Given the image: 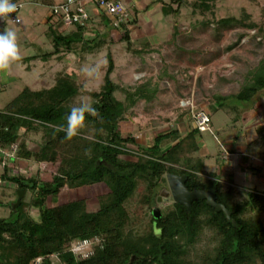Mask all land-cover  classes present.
Returning a JSON list of instances; mask_svg holds the SVG:
<instances>
[{
  "label": "trees",
  "instance_id": "16d2710c",
  "mask_svg": "<svg viewBox=\"0 0 264 264\" xmlns=\"http://www.w3.org/2000/svg\"><path fill=\"white\" fill-rule=\"evenodd\" d=\"M214 1L217 0H192L191 10H207ZM171 2L177 5L173 8ZM180 2H162L163 11L176 16ZM95 16L107 19L109 27L119 29L121 40L128 42L127 25L121 22L115 26L103 14H92L89 24ZM46 18L53 50L43 55L44 58L61 49L71 51L76 43L89 51L102 42L96 33L94 38H86L84 33L90 25L64 33L58 20L50 23L49 17ZM134 22L132 17L128 24ZM176 26H172L171 39L179 33ZM106 59L99 89L88 91L95 113H85L83 127L71 139H65L59 128L65 124L70 109L68 102L80 89L69 74L58 75L48 89L22 87L0 111V143L4 146L17 142L16 159L34 162L59 159L60 164L59 171L43 180L36 174L11 173L10 165L0 157V164L4 166L2 179L24 190L14 209L13 202L0 200V206L10 208L7 217H0V264H30L37 257H42V264H193L190 252L205 228L211 233L209 240L215 244L202 254V264H264V191L238 188L231 177L222 181L214 172H207L201 159L193 154L199 148L200 131L196 127L184 134L177 129L158 132L151 144L145 146L136 145L130 134L122 136L118 123L127 107L123 102L151 100L157 83L149 77L128 86L123 89L122 102L114 95L121 85L111 78L114 61L110 50L106 52ZM249 72L250 77L245 78L236 93L214 95L217 107L221 108L223 101L230 98L248 102L264 89V59ZM20 128L24 134L40 133L36 150L27 147L26 136L19 140ZM165 141L172 143L163 148ZM128 143L137 146L132 154L126 147ZM125 155L129 159H124ZM166 173L186 175L185 185L189 190L215 186L216 201L231 211L234 224L203 199L192 201L190 211L171 201L154 213L152 205L163 187ZM98 182L104 184L107 192L101 195L102 200L94 210L86 208L83 198L48 202L65 185L78 187ZM27 192L31 193L28 199ZM137 194L141 196L140 205L152 208L151 225L139 234L127 229L132 216L129 206ZM27 206L33 207L37 214L31 215ZM94 236H99L100 242L83 259L66 249L71 240ZM50 254L57 255L55 262Z\"/></svg>",
  "mask_w": 264,
  "mask_h": 264
},
{
  "label": "rangeland",
  "instance_id": "374dc122",
  "mask_svg": "<svg viewBox=\"0 0 264 264\" xmlns=\"http://www.w3.org/2000/svg\"><path fill=\"white\" fill-rule=\"evenodd\" d=\"M24 1L26 3L20 12V23L5 24L7 29L16 34L18 55L11 62L7 72L0 73V81L5 84V88L0 90V106L19 93L23 86L28 85L31 90L48 89L55 83L56 77L63 74L71 75L80 88L78 94L68 102V106L71 108L81 104L90 105L93 99L88 91L98 90L102 83L107 63L106 52L110 50L111 41H108L110 38H107V35L102 36L99 38L101 44L89 51L82 50L81 43H76L71 51L61 49L60 52L44 58L43 55L53 50L46 20L52 2ZM190 1L192 0H181L177 15H172L173 20L170 16L155 20V27L161 29V25H164L161 31L163 36H169L173 24L177 25L176 30L179 32L178 36L165 42L166 45L158 44L162 47V54L153 55L145 65L136 63V68L131 67L130 81L135 80L142 71L141 77L143 75L144 78L150 77L151 82L157 83L154 97L151 100L140 98L130 104L123 102V89L129 88L124 84H120L114 95L127 105L124 117L118 123L122 136L132 135L136 145L140 146L151 144L152 138L158 132L169 129H177L181 134L186 132L187 128L193 127L191 114L197 109L206 111L211 118L210 130L200 132L198 142L201 151L209 154V157H205V169L212 172L215 169L214 165H217L215 161L218 154L220 155L225 143L232 139L234 145L238 144V148L240 143L237 141L247 146L241 153L244 152L246 155L248 153L249 158L251 150L259 157H262L261 152L264 153V89L255 93L248 102L230 98L224 100L223 106L219 108L214 101V95L236 93L245 82V78L250 77L249 71L264 59V0H217L211 3L207 10H191ZM171 3L174 7L177 5V2ZM162 5L161 2L158 10L164 15H169V11H163ZM146 14L147 12H142L143 16H147ZM97 17L91 19L88 31H85L93 35L84 33L87 39L94 38L95 33L103 34V28L100 29V25L95 23L97 20L93 21ZM68 30L70 28H62L64 33ZM164 39L165 37H160L159 40ZM147 40L153 42L156 39L154 36L145 37L138 43L140 45ZM124 44L123 40L116 42L111 49L123 50ZM158 57L161 61L157 59ZM133 58L131 61L134 64ZM86 69L90 71H85ZM157 71L165 72V78L156 76L157 79L154 80L153 75L155 76ZM112 77L116 79L114 75ZM23 131L20 128L19 140L26 136L27 147L36 150L41 141L40 133L30 132L26 135ZM171 143L172 141H165L163 148H167ZM136 145L126 144L128 152L133 153ZM197 153L199 152L193 154ZM123 158L129 159V156L125 155ZM218 160L223 162L220 158ZM15 163V166L12 165L15 167L14 173L33 176L36 174L43 180L49 179L60 167L59 159L54 162H34L19 158ZM217 169L220 172L219 166ZM244 170L237 172L235 179L242 187L251 185L256 179L254 176L252 179L248 178L249 170ZM165 175L163 187L152 205L155 210H161L173 201ZM258 179L264 181L262 177ZM163 190L167 193L161 194ZM105 192L107 188L99 182L78 187L65 185L58 195L48 202L53 204L83 198L86 208L94 210ZM16 193L14 183L5 185L0 181L2 202H14ZM30 195L31 193L27 192L25 198L28 199ZM10 197L11 200H8ZM140 199V194H137L135 200L130 203L132 216L130 223L127 224V229L137 234L145 232L151 225L149 212L152 208L140 205ZM26 208L31 215L37 214L33 207ZM9 210V207L0 206V216L5 212L7 214ZM210 234L207 228L203 229L199 241L192 246L190 254L193 264H202L200 262L202 254L215 244L209 240ZM88 239L86 247L91 254L93 247L101 238L94 236ZM75 240L67 243V250ZM49 257L53 262L57 260L56 254Z\"/></svg>",
  "mask_w": 264,
  "mask_h": 264
},
{
  "label": "crops",
  "instance_id": "0c3cea01",
  "mask_svg": "<svg viewBox=\"0 0 264 264\" xmlns=\"http://www.w3.org/2000/svg\"><path fill=\"white\" fill-rule=\"evenodd\" d=\"M165 1L166 0H125L126 4L129 6V9H130L131 18L133 17L135 19V22L127 25L128 29H129V34H128L129 40L127 43L123 40V42H125V44H124L125 46H124L123 50L122 49H119V50H114V49L112 50L111 49V46L116 44V42H122L121 37H120V30L116 29V28L109 27L110 25L107 24V22H106L107 20L103 19L104 20L103 21L101 19L103 16L97 17L93 20V21L97 20V22H95V23H98L100 25L99 26L100 29L103 28L102 29L103 34L96 33L97 36H99V38H101L102 36L107 35V38H110V40H108V41H111L109 44V47H110L109 49H110V52L112 55V59L114 61V69H113V72L111 73V78L113 79L112 76L114 75L116 79H113V80L119 82V84H124L126 86H129V85L134 84L135 82H142L145 79L144 75H143V77H141L142 71L135 78V80L130 81L132 78L131 77V75H132V68L131 67L136 68L137 64L145 65L146 64L145 62H147V60H149L150 57H152L153 55L162 54V51H161L162 47L158 46V44L163 43V45H166L165 42H168L171 39V33H172L171 31H170L169 36H163L162 35L161 31H163L162 28L164 27V25L163 26L161 25V29H160V27H155V25H154L155 20L156 21H158L160 19L162 20V17H165V16H170L171 19L173 20L171 13L169 15H164L161 13V11H159L160 10V8H159L160 3L165 2ZM170 1L171 0L166 1V2H170ZM172 7L174 8V6H172ZM142 12H144V13L147 12V14H146L147 16H143ZM6 23L7 22H0V31H3L4 28L7 27V25H5ZM87 34H89L90 36L93 35V33L90 34L88 32H87ZM150 36H154L156 40L153 42L147 40V41H145L139 45L138 41L140 39L144 40L145 37L148 38ZM160 37H165V39L159 40ZM136 42L138 45H136ZM142 46H143V48H141ZM132 58L135 59L134 64L131 61ZM157 59L160 60L159 57ZM158 65H160V64H158ZM165 75H166L165 72L160 71L158 73V71H157L156 75L155 76L153 75V77H154V80H156L157 79L156 76H159V77L162 76L163 78H165ZM4 85L5 84H2V82L0 81V90L5 88ZM25 86H28V85H25ZM9 101H6L3 105L0 106V111L5 107V105ZM188 129L189 128H187V130ZM184 133H182V134H184ZM230 142L229 143L224 142L225 143L224 147L227 148L232 153L231 157L226 159V161H225V159H223L221 157V152H220V155L218 154V157L216 158L217 160L215 161V163L217 165H214L215 169L212 172H214L215 175L221 180L222 179L226 180L228 177H231L233 184L235 186H237L238 188H243V189L255 188V189L264 191V181L258 179L260 177L264 178V156H263L264 153L261 152L262 157H259L258 155L255 154V151L251 150L252 152L251 151L250 152L252 154H251V157L249 158L248 153H247V155L241 154V151L243 149H245L247 146H245V145L243 146L242 142L237 141L240 143V148H238V144H235V145L233 144V139ZM196 152H199L196 154V156L200 157L201 161L204 164V168H206L205 157H209V154H206L205 152L203 153L201 151L200 144H199V148ZM253 154H254V156H253ZM218 158H220L223 162L222 163L219 162ZM6 163H8V165H10L9 167L11 168V173H14L15 169L12 165L15 166V164H16L15 159H14V161L6 162ZM217 166H219L220 172H218ZM244 169L249 170L248 171L249 174H247L248 178L252 179L253 178L252 176H254L256 179L254 180L255 182H253V183L251 182L252 183L251 185H249V186L245 185L242 187L239 185L241 183H239L238 181H235V179H236V173L240 172L241 170H244ZM3 170H4V166L0 164V181H2L5 185H8L11 182H8V181L2 179V177H1ZM205 170H207V169H205ZM240 181H241V179H240ZM258 181H260V183ZM8 200H11V197L8 198ZM3 203H9V201H7V202L3 201ZM8 213L6 214V212H5V214L3 216H0V217H7Z\"/></svg>",
  "mask_w": 264,
  "mask_h": 264
},
{
  "label": "built area",
  "instance_id": "2783aa9c",
  "mask_svg": "<svg viewBox=\"0 0 264 264\" xmlns=\"http://www.w3.org/2000/svg\"><path fill=\"white\" fill-rule=\"evenodd\" d=\"M16 4V9L13 13L0 18V22L20 23V12L25 5L24 0H13ZM103 14L112 20L116 26L119 23L128 25L132 19L131 14L125 0H56L49 6L48 17L49 22L54 23L58 20L63 28H76L89 25L91 15ZM193 127H196L200 132L210 130L211 118L210 115L203 109H197L192 114ZM1 130V127H0ZM17 143L11 142L6 145L0 143L1 160L10 162L16 159ZM246 155V153H241ZM232 153L223 148L221 157L228 159ZM88 238L78 239L72 242L69 251L79 259H83L90 255V251L86 247ZM52 255V254H50ZM42 257H37L30 264H42Z\"/></svg>",
  "mask_w": 264,
  "mask_h": 264
},
{
  "label": "clouds",
  "instance_id": "9594fccd",
  "mask_svg": "<svg viewBox=\"0 0 264 264\" xmlns=\"http://www.w3.org/2000/svg\"><path fill=\"white\" fill-rule=\"evenodd\" d=\"M16 9L13 0H0V18L8 16ZM18 49L16 43V34L14 31L5 28L0 31V73H6L11 62L17 58ZM85 71H90L86 69ZM85 113L94 114L95 109L88 104L71 107L66 116L65 124L59 128L64 133L65 139H71L78 134V131L84 125Z\"/></svg>",
  "mask_w": 264,
  "mask_h": 264
},
{
  "label": "water",
  "instance_id": "95a60500",
  "mask_svg": "<svg viewBox=\"0 0 264 264\" xmlns=\"http://www.w3.org/2000/svg\"><path fill=\"white\" fill-rule=\"evenodd\" d=\"M165 178L168 190L174 202L183 205L188 211H190L192 201L196 199H203L206 205L213 207L216 211H222L225 215L226 220L231 221V223L234 224V219L230 218L231 211L226 209L221 203H218L216 201L215 186L206 190H189L185 185L186 175L166 173ZM162 193L166 194L167 191L163 190L161 194ZM23 194L24 190L22 188L17 189L16 200L12 203L13 209L20 203ZM159 198L160 197H158L157 199L159 200ZM153 212L157 213L158 210L153 209Z\"/></svg>",
  "mask_w": 264,
  "mask_h": 264
}]
</instances>
